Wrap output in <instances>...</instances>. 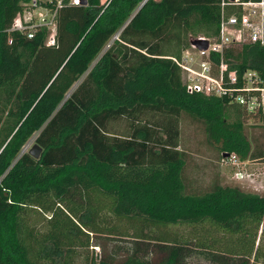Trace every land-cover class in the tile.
<instances>
[{
  "label": "trees",
  "instance_id": "trees-1",
  "mask_svg": "<svg viewBox=\"0 0 264 264\" xmlns=\"http://www.w3.org/2000/svg\"><path fill=\"white\" fill-rule=\"evenodd\" d=\"M29 1L0 0V264H67L74 246L88 248L103 232L101 211L135 223L143 238L158 235L119 261L95 253L86 264H190L187 241L168 228L205 223L242 239L237 259L219 253L215 263L264 264L254 250L264 195L216 179L189 191L184 176L182 113L221 143V155L264 158L243 135L244 110L189 92L171 59L192 37L218 36L220 0H148L137 11L141 0H62L52 45L45 28L32 38L10 30ZM224 61L239 76L253 69L264 78L257 43L229 45ZM30 139L42 148L38 158L23 151ZM28 211L44 231L27 224Z\"/></svg>",
  "mask_w": 264,
  "mask_h": 264
},
{
  "label": "rangeland",
  "instance_id": "rangeland-1",
  "mask_svg": "<svg viewBox=\"0 0 264 264\" xmlns=\"http://www.w3.org/2000/svg\"><path fill=\"white\" fill-rule=\"evenodd\" d=\"M93 65L94 62L91 66ZM179 121L180 147L188 154L184 176L189 191H205L216 179L224 186H233L242 191L264 195V158H242L236 153L221 155L219 152L221 143L207 139L203 124L192 120L184 113L180 115ZM255 123L254 119L245 118L243 135L250 141L251 152L254 149H264V126ZM123 125V120L114 124L117 128H121ZM27 143L31 147L33 139ZM45 215L49 216L50 213ZM26 219L27 224L33 227V231H44V220L37 213L28 211ZM97 223L103 232L91 236L88 248L74 246L67 257L68 259L66 258L67 264H86L95 253L97 258L109 256L119 261L135 246L142 247L147 242L150 244L153 236L158 235V230H151L147 231V238H143L142 233L145 232L141 233L135 223L131 224L126 220L111 216L105 211L100 212ZM168 230L174 232L175 236L180 239L187 241L191 252L187 257L190 264H217L214 255L219 253H223L226 258L237 259L242 246L239 234L225 233L211 224L205 223L193 227L173 226ZM256 247H258V254L261 255L259 260L264 262L263 226L259 227L254 250ZM152 248L153 246H149V250L144 252L147 258L154 259L156 257ZM37 262L38 264H52L45 259H39Z\"/></svg>",
  "mask_w": 264,
  "mask_h": 264
},
{
  "label": "built area",
  "instance_id": "built-area-1",
  "mask_svg": "<svg viewBox=\"0 0 264 264\" xmlns=\"http://www.w3.org/2000/svg\"><path fill=\"white\" fill-rule=\"evenodd\" d=\"M45 0L49 3L53 0ZM62 0L53 6L42 0H30L14 17L10 30L23 32L32 38L45 28V43H55L56 12ZM111 0H100L106 7ZM148 0H141L136 11ZM80 5V0H69ZM116 37V36H115ZM208 42L204 50L191 46L180 58L171 57L179 66L182 81L189 92L225 97L229 104L240 106L255 124L264 126V78L253 69H245L239 76L224 61V49L232 44L257 43L264 46V0H220L219 33L214 39L198 36ZM219 56V61L213 55ZM26 143L23 151L28 150Z\"/></svg>",
  "mask_w": 264,
  "mask_h": 264
},
{
  "label": "water",
  "instance_id": "water-1",
  "mask_svg": "<svg viewBox=\"0 0 264 264\" xmlns=\"http://www.w3.org/2000/svg\"><path fill=\"white\" fill-rule=\"evenodd\" d=\"M80 2H81V4H86V0H80ZM189 43H190L191 46H194V47H196V48H198L200 50L201 49L204 50L208 46V42L206 40L198 39L196 37L190 38ZM41 151H42V148L38 144L34 143L29 148L28 153L32 157L38 158L40 156V154H41ZM225 154H228V153H225Z\"/></svg>",
  "mask_w": 264,
  "mask_h": 264
}]
</instances>
